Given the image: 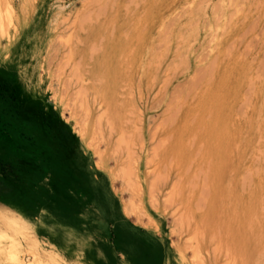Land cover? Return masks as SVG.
<instances>
[{
	"label": "rangeland",
	"instance_id": "374dc122",
	"mask_svg": "<svg viewBox=\"0 0 264 264\" xmlns=\"http://www.w3.org/2000/svg\"><path fill=\"white\" fill-rule=\"evenodd\" d=\"M0 94V264H264V0H0Z\"/></svg>",
	"mask_w": 264,
	"mask_h": 264
},
{
	"label": "bare ground",
	"instance_id": "6f19581e",
	"mask_svg": "<svg viewBox=\"0 0 264 264\" xmlns=\"http://www.w3.org/2000/svg\"><path fill=\"white\" fill-rule=\"evenodd\" d=\"M15 225H16V223L11 224L12 227L10 226L9 229L11 231H14L17 234L26 235V232L24 229H22L18 226H15ZM5 240H10V244L7 246V248H2V247L0 248V255H5L7 257V259H9L10 261H18V259H19L18 258L19 257L18 256V249L21 246V243H19V240H17V239L8 237L7 235L0 233V243H2ZM35 259H36V262H34V264H42V261L39 258L36 257Z\"/></svg>",
	"mask_w": 264,
	"mask_h": 264
},
{
	"label": "trees",
	"instance_id": "16d2710c",
	"mask_svg": "<svg viewBox=\"0 0 264 264\" xmlns=\"http://www.w3.org/2000/svg\"><path fill=\"white\" fill-rule=\"evenodd\" d=\"M9 91H10V95H11L10 97L16 101L17 100V90L13 87H9ZM1 94H2V92H1Z\"/></svg>",
	"mask_w": 264,
	"mask_h": 264
}]
</instances>
